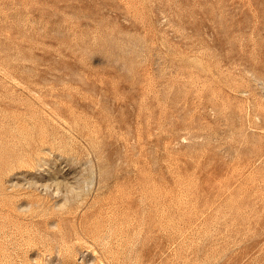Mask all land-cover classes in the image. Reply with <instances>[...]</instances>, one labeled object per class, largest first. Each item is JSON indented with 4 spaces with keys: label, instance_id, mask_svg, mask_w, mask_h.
<instances>
[{
    "label": "rangeland",
    "instance_id": "374dc122",
    "mask_svg": "<svg viewBox=\"0 0 264 264\" xmlns=\"http://www.w3.org/2000/svg\"><path fill=\"white\" fill-rule=\"evenodd\" d=\"M0 264H264V0H0Z\"/></svg>",
    "mask_w": 264,
    "mask_h": 264
}]
</instances>
